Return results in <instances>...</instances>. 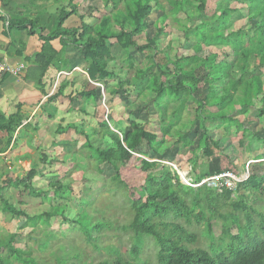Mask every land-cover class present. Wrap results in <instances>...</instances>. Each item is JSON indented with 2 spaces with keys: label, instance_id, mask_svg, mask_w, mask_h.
I'll use <instances>...</instances> for the list:
<instances>
[{
  "label": "trees",
  "instance_id": "16d2710c",
  "mask_svg": "<svg viewBox=\"0 0 264 264\" xmlns=\"http://www.w3.org/2000/svg\"><path fill=\"white\" fill-rule=\"evenodd\" d=\"M165 2L168 8L166 12L158 0H104L110 7V12L98 22L89 25L84 22L89 6L83 11L84 5L68 0L67 9L62 8L56 16L50 17L46 32L43 27H37L36 30L34 25L29 23L33 28L27 33L30 35L37 32L42 46L39 52L26 59L28 67L21 76L32 80L35 87L44 93L42 78L48 67L69 70L65 71L69 74L73 72V56L69 57V63L64 57V49L69 46L80 52L82 70L89 81L85 83L84 89L73 91L66 97L69 113L85 114L83 106L85 108L86 105H83L82 101L94 105L98 103L100 95L97 87L92 86L90 82L101 84L109 97L119 96L123 102V110L128 111V117L124 120L120 112L113 109L108 112L107 109L109 122L115 131L103 117L105 107L101 108V114H97L98 118L93 117L96 122L95 135L100 139L106 138L108 143L105 145L94 146L89 137L91 133L85 134L82 128H77L79 126L75 122H69L66 126L58 125L54 131L58 140L51 142L52 148L57 147L69 158V145L74 143L69 141V130L82 135V147L86 149L88 159L96 167L102 164L110 165L114 170L112 181L127 193L131 219L125 227L132 233L129 259H124L118 251H114L113 259L96 264H151L147 260H138L145 239H151L156 247L155 264H264V210L247 204L245 197L239 196L229 204L227 213L220 215L212 208L210 199L214 195L228 198L232 194L231 190L206 185H183L178 182L175 173H166L167 168L162 162L144 158L147 156L154 159V156L159 154L160 160L173 162L175 159L163 155V148L168 146L166 143L173 134L177 135L176 142H181L182 147L191 145L193 142L188 135L195 125L202 130L196 149L209 157L212 155V147L220 150L213 132L233 128L242 133L247 129L239 117L244 120L249 116L259 120L264 118V0H217L211 15L206 14L207 0ZM227 2L232 5H226ZM156 10L161 12L156 19L162 26L156 19L153 20V37L147 35L144 44H137L135 39L149 29V18ZM235 14H238L236 19ZM72 15L78 18V25L65 28V19ZM168 17H172L178 24L175 30L180 37V46L189 43L190 52L178 54L177 51L175 55H171L169 47L163 51L156 48V39L171 32L165 30L169 28V23L166 22ZM0 20L3 21L1 15ZM239 22L241 25H238ZM113 25L117 28H113ZM55 39L60 41L59 51L50 44ZM115 44L124 51L126 66L133 74L132 80L125 79L111 85L112 74L107 65L114 59L111 47ZM250 46L255 47L258 52L255 55L257 61L251 69L245 67L248 66L247 47ZM148 50L153 53L147 59L149 64L141 68L136 67L133 53L142 54ZM154 67L155 72L147 73ZM201 89L206 91L199 98L196 94ZM58 91L45 100V104L49 106L46 110L49 119L53 118L55 113L54 102L62 96L60 88ZM132 91H135V96ZM135 97L147 98L145 106L150 103L154 109L155 115L152 119L157 126L154 132L146 130L144 122L137 121L127 108L130 98ZM76 101H81L80 108H75ZM187 102H190L191 109L187 108ZM22 117L19 108L7 119L0 117V130L10 134L0 152L6 150L13 129L20 124ZM181 124L182 127L189 124V131L183 135L177 130ZM253 135L257 141L262 142L261 153L259 151L256 154V159L260 160L264 158V138L254 132ZM48 159V155L42 152L40 164L51 167L55 161ZM135 170L144 173L138 189L124 180L128 172ZM222 171L225 170L199 174L194 176L191 182L199 183L203 178ZM38 173L36 167H33L21 178L0 180V210L8 217L7 227L9 221H21V218L28 224L24 223V227L34 228L38 223L48 227L51 218L60 216L62 208L51 204L53 199L66 200L69 187L48 181L46 189L36 188L32 181ZM173 179L176 183L171 182ZM10 186L20 187L30 199L49 203L50 210L29 215L21 206L12 204L5 197L4 190ZM205 188L219 191L209 195L205 194ZM239 188L249 191L252 195L261 192L264 189V172H248L246 179L239 183L235 190ZM214 218L223 220L224 224L221 234L216 237L211 226V220ZM228 219L230 225L227 224ZM182 222L188 227L203 226L200 236L205 240L206 247L199 244L197 234L188 231ZM76 224L89 242L93 238L91 232L103 227L101 223L93 224L85 212L79 213ZM19 228L17 225V229ZM16 237L17 233L5 235V243L0 242V264H9V258L20 264H43L31 257L29 252L15 248L13 242ZM2 245L7 249L5 256L1 254Z\"/></svg>",
  "mask_w": 264,
  "mask_h": 264
},
{
  "label": "rangeland",
  "instance_id": "374dc122",
  "mask_svg": "<svg viewBox=\"0 0 264 264\" xmlns=\"http://www.w3.org/2000/svg\"><path fill=\"white\" fill-rule=\"evenodd\" d=\"M158 1L162 4V7L165 8L166 12L168 8L165 0ZM73 3L84 5V10L89 6V8H87V17L91 19V22L95 23L98 22L102 16L110 12V7L104 3V0H73ZM151 5H154V1L151 2ZM216 5L217 0H207L206 14L211 15ZM226 5H232V3L230 4L227 2ZM0 6L3 12L1 0ZM90 8H92V10H90ZM119 8L121 7L119 6ZM159 14H161V12L158 10L151 14L149 18V29L135 39L137 44H144L147 35L153 37L155 27L152 21L156 18L158 19ZM0 15L3 17V22L5 19H8V17L4 15V12L0 13ZM4 17L6 18L4 19ZM237 17L238 14H235L234 18L236 19ZM76 22V25H78V21ZM157 22L160 23L159 20ZM166 22L169 23V28L165 30H170L171 32L169 34H162L156 39V48L163 51L169 47L168 51L171 55H175L177 51L179 52L178 54L190 52L191 48L189 43L180 46V37L175 30L178 24L173 21L172 17H168ZM160 25L162 26L161 23ZM238 25H241V22H239ZM113 28L117 27L113 25ZM247 49L249 52L246 57L248 66L245 67L251 69V66L257 61L255 55L258 54V52L253 46L247 47ZM111 52L114 59L108 62L107 65L108 70L112 74L111 85L119 81H124L125 79H131L133 71H129L126 66L124 51L115 44L111 47ZM152 54L151 50L142 54L133 53L134 65L138 68L147 66L149 64L147 59ZM75 55L77 60L81 59L80 52L75 51ZM249 69H247V71ZM73 71L77 74L75 78L77 86H71L69 88L70 94L73 93V91L84 89L85 83L88 81L87 75L83 73L84 71H81L80 68L75 67ZM155 71L156 68L154 67L147 73ZM262 73H264V69H262ZM90 84L97 87L98 95H100L98 103L94 105L91 102L85 103L82 101L83 105H86L85 108L83 106L85 114L83 112L81 114H78V112L74 114L69 113V122L78 123L79 127L77 128H82L85 134L91 133L89 137L94 146L100 144L105 145L108 143L106 138L100 139L95 135L94 129H96V122L94 118H98L97 114L102 113V107H105L103 117L107 119L108 122L110 119L107 116V109L108 112L110 111L109 109L120 112L124 120L128 117V111L127 109L126 111L123 110V102L119 96L109 97L105 92L102 93L101 84L93 82H90ZM205 91V89L199 90L196 96L201 98ZM132 93V95L135 96V91H132ZM146 99L147 98L143 99L142 97L130 98V103L127 108L131 110L137 121L144 122L146 130L154 132L157 127L154 119H152L155 115V111L151 108L150 103L145 106V103H147V101H145ZM80 102L76 101L75 108L81 107ZM187 103L189 104L190 102ZM187 108L191 109V104H189ZM239 119L243 120L244 127L247 131L242 132V134L233 128H229L228 130L219 129L213 132V137L218 140L220 150L211 146L212 155L209 157L196 149L197 139L200 138L202 130L198 129L197 125H195L194 128L189 131V124L184 127H182L181 124L177 130L181 135L189 131L188 138H190L193 143L187 147H182L181 142H176L177 135L173 134L169 142L166 143V146H168L163 148L162 151L163 155L175 159L173 162L160 160L159 154H156L154 159H149L147 156L144 158L148 161L155 160L162 162L167 168L166 173L168 172L170 175L175 173L178 177V182L183 185H186V182H191L194 176L205 173L210 174L219 170H230L240 177L244 174L248 175L250 171L264 172V164H262L264 163V158L260 160L256 159V154L260 151L262 142L257 141L253 135L254 132L260 138H264V118L259 120L253 116H249L245 120L243 117H239ZM110 125L111 129L115 131L113 125L111 123ZM44 136L46 137L47 143L50 144L49 139L51 133L48 135V138L46 135ZM69 141H74L72 145H69V158L58 149H53L51 144L48 147H42L41 151L44 150L42 151L44 154L48 155V157H53L50 160L55 162H53L49 168L39 163V168H37L39 177L32 181L34 187L41 189L47 188L48 181L59 182L69 187V195L66 197V200L53 199L51 204L62 208L60 216L51 218L48 227L40 223L34 228H30L29 226L24 227V223L27 224L24 218H21V221L18 220L19 222L17 220L9 221V227H7L8 217L6 214L0 212V221H2V223L4 222V227L0 228V242L5 243V235L17 233V237L13 242L14 247L29 252L31 257L43 264H96L103 260L113 259L115 257L114 251L116 253L118 251L124 259H129L132 233L125 227L131 219L127 193L121 189V186H117V184L112 181L114 170L110 165L102 164L96 167V165L88 159L86 149L82 147L84 141L82 135H78L74 133L73 130H69ZM259 153H261V151ZM68 171L69 174H67ZM143 177V172L135 170L128 172L124 180L132 184L135 189H138ZM171 182L176 183L175 179ZM205 190V194L209 195H214L219 191L209 188H205ZM201 196L204 195L201 194ZM239 196L245 197L247 204L258 206L260 209L264 210V189L252 195L249 191L239 188L233 191L228 198H224L221 195H214L210 199V204L220 215H225L229 204L235 201ZM21 207L29 215H37L50 210L49 203H42L39 200L30 199L28 197L25 198ZM81 212H85L93 224L101 223L103 226L99 230L91 232L93 238L90 242L87 241L85 234L76 224L78 215ZM181 224L187 228L188 231L196 233L199 244L206 247L205 240L200 236L203 232V226L192 225L188 227L184 222ZM227 224L230 225L229 219L227 220ZM17 225L20 226L19 229H17ZM211 226L213 235L215 237L219 236L224 226L223 220L214 218L211 220ZM232 230H234L233 227ZM43 244L46 245L42 247ZM2 246L3 249H1V254L5 256L7 249L4 245ZM155 252L156 247L153 241L151 239H145L139 251L138 260H147L150 261L151 264H155ZM9 264L20 263L9 258Z\"/></svg>",
  "mask_w": 264,
  "mask_h": 264
},
{
  "label": "crops",
  "instance_id": "0c3cea01",
  "mask_svg": "<svg viewBox=\"0 0 264 264\" xmlns=\"http://www.w3.org/2000/svg\"><path fill=\"white\" fill-rule=\"evenodd\" d=\"M1 3L4 15L8 17L9 22L5 26L0 20V61L5 60L11 65L23 63L25 66L19 75L6 74L0 77V117L7 119L17 108L23 115L20 124L13 129L6 150L0 152V180L8 181L23 177L30 168H39L42 147H48L52 141L58 140L54 136L58 125L66 126L69 123L70 108L66 97L69 96V88L77 86L75 83L77 74L75 71L70 74L67 72L68 74L57 78V72L69 70H55L51 66L48 67L42 78L44 93L35 87L32 80L21 76L28 67L26 59L39 52L42 46L37 32L30 35L27 33L33 28L29 23H32L36 30L37 27H43L46 32L50 25L48 24L50 17L56 16L62 8L67 9L68 0H1ZM86 17H84L85 23L89 25L95 23ZM76 21H78L76 16H68L63 26L65 28L77 26ZM50 44L56 51L61 49L58 39L52 40ZM72 56L74 68L77 67L83 71V64L81 60H77L75 50L67 46L64 49V57L68 63L69 57ZM59 88L62 96L54 102L55 113L53 118L49 119L46 113L49 106L45 104V100L48 96L59 92ZM50 133L49 144L44 135L48 138ZM9 135L0 130V148L4 147ZM51 158L53 157H49L48 160ZM38 177L37 175L36 178ZM4 195L12 204L19 206L27 197L20 187L14 186L6 188ZM2 227L4 222L0 221V228Z\"/></svg>",
  "mask_w": 264,
  "mask_h": 264
},
{
  "label": "built area",
  "instance_id": "2783aa9c",
  "mask_svg": "<svg viewBox=\"0 0 264 264\" xmlns=\"http://www.w3.org/2000/svg\"><path fill=\"white\" fill-rule=\"evenodd\" d=\"M0 13L2 12V8L0 6ZM5 26L8 25V19H5L3 22ZM25 66L23 63H19L16 65L8 64L5 60L0 61V77L3 75H19L23 70ZM85 73V72H83ZM68 74L65 71H61L57 74V78L59 75H66ZM86 74V73H85ZM101 87V85H100ZM102 88V87H101ZM247 175H242L240 177L236 173L230 170L222 171L220 173L212 174L210 176H207L203 178L199 183L192 184V182H186V185L191 187H198L201 185H206L211 188H226L228 190H231L232 192L235 191L237 188V185L244 181L246 179Z\"/></svg>",
  "mask_w": 264,
  "mask_h": 264
},
{
  "label": "water",
  "instance_id": "95a60500",
  "mask_svg": "<svg viewBox=\"0 0 264 264\" xmlns=\"http://www.w3.org/2000/svg\"><path fill=\"white\" fill-rule=\"evenodd\" d=\"M101 91H102V93H104V92H105L103 88H101Z\"/></svg>",
  "mask_w": 264,
  "mask_h": 264
},
{
  "label": "clouds",
  "instance_id": "9594fccd",
  "mask_svg": "<svg viewBox=\"0 0 264 264\" xmlns=\"http://www.w3.org/2000/svg\"><path fill=\"white\" fill-rule=\"evenodd\" d=\"M96 84H98V83H96Z\"/></svg>",
  "mask_w": 264,
  "mask_h": 264
}]
</instances>
